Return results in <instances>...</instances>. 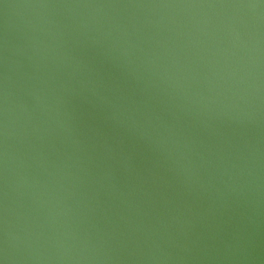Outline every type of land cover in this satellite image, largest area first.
<instances>
[{
	"label": "water",
	"instance_id": "obj_1",
	"mask_svg": "<svg viewBox=\"0 0 264 264\" xmlns=\"http://www.w3.org/2000/svg\"><path fill=\"white\" fill-rule=\"evenodd\" d=\"M0 264H264V0H0Z\"/></svg>",
	"mask_w": 264,
	"mask_h": 264
}]
</instances>
